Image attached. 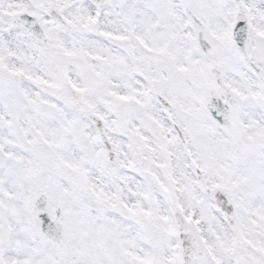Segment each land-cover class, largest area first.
Instances as JSON below:
<instances>
[{"label":"snow or ice","instance_id":"obj_1","mask_svg":"<svg viewBox=\"0 0 264 264\" xmlns=\"http://www.w3.org/2000/svg\"><path fill=\"white\" fill-rule=\"evenodd\" d=\"M0 264H264V0H0Z\"/></svg>","mask_w":264,"mask_h":264}]
</instances>
